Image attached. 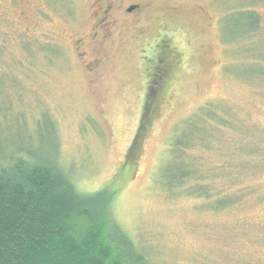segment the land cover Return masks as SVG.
<instances>
[{
    "label": "rangeland",
    "instance_id": "374dc122",
    "mask_svg": "<svg viewBox=\"0 0 264 264\" xmlns=\"http://www.w3.org/2000/svg\"><path fill=\"white\" fill-rule=\"evenodd\" d=\"M108 1L100 27L101 0H0V163L52 161L115 195L133 264H264V0ZM179 158L224 199L191 196Z\"/></svg>",
    "mask_w": 264,
    "mask_h": 264
},
{
    "label": "trees",
    "instance_id": "16d2710c",
    "mask_svg": "<svg viewBox=\"0 0 264 264\" xmlns=\"http://www.w3.org/2000/svg\"><path fill=\"white\" fill-rule=\"evenodd\" d=\"M247 13L243 12L241 19ZM249 13L252 15L248 21L250 32L258 25V17ZM154 103V99L149 101L147 110L150 111ZM144 127L139 126L128 157L118 170V179L123 180L118 185H123L132 175L134 152L139 147ZM191 138L192 135L179 136L171 150H178L179 155L185 157L181 149L186 152L190 141L194 143L196 139ZM18 157L4 165L0 163V264H133L143 261L145 255L138 252L111 217L115 195L107 190L79 193L56 163ZM179 159L180 164H186L184 176L191 174L190 180L194 177L191 196L205 201L224 199L220 195L224 193L222 188H214L213 194L210 185L194 176L187 159ZM174 180L178 186L184 184L182 179ZM172 184L171 181L170 188L168 184V188L163 187L171 191Z\"/></svg>",
    "mask_w": 264,
    "mask_h": 264
},
{
    "label": "flooded vegetation",
    "instance_id": "af4514ba",
    "mask_svg": "<svg viewBox=\"0 0 264 264\" xmlns=\"http://www.w3.org/2000/svg\"><path fill=\"white\" fill-rule=\"evenodd\" d=\"M101 3L103 5L102 6L100 5L99 11H100L102 17H100V19L98 20V26L105 27L107 25V21L109 20L108 15L111 12L114 5L112 3H110L108 0H101ZM140 8L141 7L139 5H133V4L128 5V6L124 7L123 13L132 15V14L138 13L140 11ZM155 76H158V74H155L154 77ZM152 84H154V83L152 82Z\"/></svg>",
    "mask_w": 264,
    "mask_h": 264
}]
</instances>
